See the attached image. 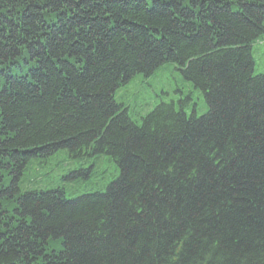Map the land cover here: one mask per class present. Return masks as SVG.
<instances>
[{"label": "trees", "instance_id": "trees-1", "mask_svg": "<svg viewBox=\"0 0 264 264\" xmlns=\"http://www.w3.org/2000/svg\"><path fill=\"white\" fill-rule=\"evenodd\" d=\"M262 40L264 0H0V264H264Z\"/></svg>", "mask_w": 264, "mask_h": 264}, {"label": "rangeland", "instance_id": "rangeland-1", "mask_svg": "<svg viewBox=\"0 0 264 264\" xmlns=\"http://www.w3.org/2000/svg\"><path fill=\"white\" fill-rule=\"evenodd\" d=\"M254 58L256 73L264 72V40L255 44ZM147 80L148 79L137 77L135 84L126 85L127 88H123L116 95V100L124 103L134 120L138 122L142 120L140 116L145 115L148 110L154 107L152 102L154 101L156 91H161V88L158 87L153 80ZM126 89L127 92L123 94ZM121 94L123 95L121 96ZM196 99L200 106L198 114H203L205 112V107L201 102V98L196 96ZM149 102H151V104L147 106Z\"/></svg>", "mask_w": 264, "mask_h": 264}]
</instances>
